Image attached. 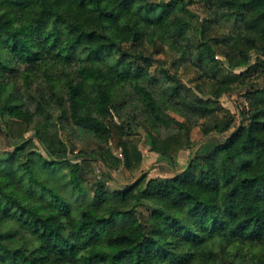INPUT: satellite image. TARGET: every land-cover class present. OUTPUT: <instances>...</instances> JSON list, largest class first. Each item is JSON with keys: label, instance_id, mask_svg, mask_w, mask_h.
<instances>
[{"label": "trees", "instance_id": "trees-1", "mask_svg": "<svg viewBox=\"0 0 264 264\" xmlns=\"http://www.w3.org/2000/svg\"><path fill=\"white\" fill-rule=\"evenodd\" d=\"M196 2L210 13L195 26L206 78L174 95L208 118L202 137L193 141L180 120L171 135H147L172 166L189 149L187 164L115 191L105 181L88 188L82 160L129 171L144 160L134 139L139 116L121 114L129 97L152 131L168 124L174 105L150 85L154 53L184 39L190 25L181 14ZM225 18L231 32L215 27ZM263 57L264 0H0V133L8 140L0 149V264H264ZM16 61L26 66L29 100L13 80ZM36 73L48 97L32 91ZM236 91L237 114L217 117L221 96ZM66 122L121 156L108 148L69 157L58 127Z\"/></svg>", "mask_w": 264, "mask_h": 264}, {"label": "rangeland", "instance_id": "rangeland-1", "mask_svg": "<svg viewBox=\"0 0 264 264\" xmlns=\"http://www.w3.org/2000/svg\"><path fill=\"white\" fill-rule=\"evenodd\" d=\"M209 14L208 9L200 2L191 4L188 9L181 14V23H189L190 25L187 26L184 39H180L179 43L174 48L168 44H162L159 46V51L154 53L153 67L151 69L153 82L150 85L157 96H165L168 102L172 103V106L174 105L173 108H169L165 111V115L169 119L168 124H161L158 128V132L152 131L151 126L145 120L147 113L144 111L143 105L137 101L135 97H129L126 105L122 106L121 114H123L124 117H131L133 115L139 116L137 120V134L134 139L138 141L139 148L144 156L141 166L135 171H129L123 166L112 168L106 162L102 161L101 158H99V160L89 158L84 160L81 159L85 167V184L88 188L96 187L99 181H105L107 188L110 191H115L132 183L137 177L143 174H148V177H167L172 175V169L176 171L183 170L190 156L189 149L177 151L174 154V164L172 166L166 160L158 159L157 153L151 150L147 135L149 133L158 134L160 137L171 135L178 130L175 120H180L192 127L191 138L193 141H199L201 139V124L208 118H199L197 113L178 104V97L174 94L178 93L177 91L179 90L180 94L184 95L185 88L195 87L205 81L206 76H204V70L202 69L205 64L198 61V38L196 36L195 26L201 23L202 17ZM217 14L221 15L222 12L217 11ZM215 27L222 32H231V30L234 29L233 22L229 18L220 20L215 24ZM216 49L218 50V58L221 63L226 61L228 53L227 47L220 44L216 46ZM15 65L18 67V72L13 77V80L25 99L29 100L31 96L24 92V74L27 72L26 66L17 61ZM201 66L203 67L201 68ZM244 69L245 68L240 67L235 71L239 73L244 71ZM256 77L264 78V70H261ZM30 80L32 91L46 97L49 96L46 89L47 82L42 73L32 75ZM241 100L242 98L238 91L229 92L221 96L220 104L223 106V111L217 114V117L218 115L219 117H223V115L228 112L237 114L236 103H239ZM4 118L7 119L8 115H5ZM67 123L68 122L64 124V128L61 127L60 123L58 127L59 135L68 147L69 157L76 158V155L80 151L93 152L95 149L105 150L108 148L113 151L114 155L121 156L120 150L115 149L110 146V144L108 145L100 142L91 130L76 128ZM232 130L233 129L221 135H216L214 140L218 143L222 142ZM32 133L33 132H30V134ZM7 147L8 140L0 133V149ZM73 148H75L74 151H72ZM82 155L84 156L85 154Z\"/></svg>", "mask_w": 264, "mask_h": 264}]
</instances>
